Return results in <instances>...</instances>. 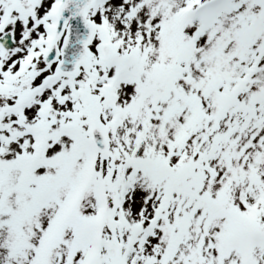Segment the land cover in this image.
<instances>
[{"label": "snow or ice", "instance_id": "6c2138e0", "mask_svg": "<svg viewBox=\"0 0 264 264\" xmlns=\"http://www.w3.org/2000/svg\"><path fill=\"white\" fill-rule=\"evenodd\" d=\"M0 264H264V0H0Z\"/></svg>", "mask_w": 264, "mask_h": 264}]
</instances>
